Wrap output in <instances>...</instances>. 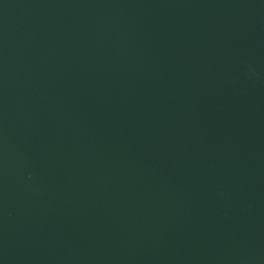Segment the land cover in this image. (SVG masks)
<instances>
[{
    "label": "water",
    "instance_id": "95a60500",
    "mask_svg": "<svg viewBox=\"0 0 264 264\" xmlns=\"http://www.w3.org/2000/svg\"><path fill=\"white\" fill-rule=\"evenodd\" d=\"M0 264H264V0H0Z\"/></svg>",
    "mask_w": 264,
    "mask_h": 264
}]
</instances>
